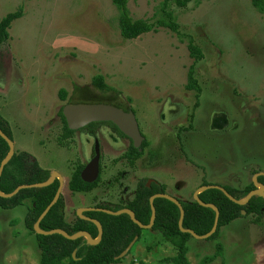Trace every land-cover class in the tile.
Masks as SVG:
<instances>
[{"label":"rangeland","instance_id":"rangeland-1","mask_svg":"<svg viewBox=\"0 0 264 264\" xmlns=\"http://www.w3.org/2000/svg\"><path fill=\"white\" fill-rule=\"evenodd\" d=\"M164 1L128 0V8L133 20L156 25L165 17ZM21 7L23 17L0 45V115L15 151L61 176L68 223L83 209L127 205L144 179L192 202L204 182L243 189L264 174V12L251 0H193L184 8L170 2L180 35L156 26L135 40L122 37L112 0H0V20ZM190 40L202 51L199 61L190 55ZM192 68L199 98L187 88ZM97 76L110 92L94 86ZM68 104L133 111L147 143L135 165L123 158L129 140L104 124L61 143L59 112ZM97 150L98 185L72 192L73 173ZM31 207L28 200L0 208V264H40L35 234L24 223ZM188 247L190 264H264V216L243 217L217 240L192 238ZM174 256L161 234L143 229L116 264H166Z\"/></svg>","mask_w":264,"mask_h":264},{"label":"trees","instance_id":"trees-1","mask_svg":"<svg viewBox=\"0 0 264 264\" xmlns=\"http://www.w3.org/2000/svg\"><path fill=\"white\" fill-rule=\"evenodd\" d=\"M193 0H165L163 3L164 19L160 20L156 25L144 20H133L131 17L128 0H112L119 12V27L121 35L124 39L135 40L140 36L150 33L155 30L156 26L168 28L172 32L180 35L179 25L171 11H168L170 2H174L177 6L184 8ZM198 2L204 0H196ZM255 8L264 12V0H251ZM24 8L21 7L18 11L6 15L0 20V45L6 44L9 39V30L12 24L23 17ZM190 55L199 61L203 58L202 51L197 47L192 40L188 43ZM94 86L103 91L110 92L112 89L105 82L104 77L97 76L93 80ZM187 88L197 92V97H200L201 88L194 76L193 68L189 71V82ZM62 100H66V95L62 93ZM60 119L63 123V135L60 138L62 143L64 140L72 138L76 133L71 131L66 123L63 115V109L59 112ZM102 123H94L88 126L85 130L95 131ZM111 127L114 131L124 139H128L113 123H104ZM0 130L1 132L14 142L12 129L8 122L0 115ZM84 131V130H83ZM129 150L123 158L129 161L130 166H134L135 162L142 156V152L134 147L132 140ZM147 146L143 143L142 151ZM10 153V148L7 141L0 136V168L2 163L7 159ZM85 165L79 164L72 175L69 182V189L72 192L88 193L96 188L99 180L93 184L83 181L81 175ZM52 177V173L40 167L39 163L34 160L28 153L21 152L9 160L3 169L0 191L5 195H0V208L4 210H12L22 206L26 201L32 202V207L28 211L24 223L36 237L38 247L41 251L40 264H116L121 260H116V257L121 255L129 245L136 239L141 238L143 229L135 223L130 215L122 213L119 215H109L103 211H88L83 213V216L89 220L81 219L78 215L75 221L68 223L64 213V199L61 197L55 206L50 210L47 216L40 224V229L44 232L61 230L69 237H74L80 233H88L93 240L99 237V229L92 221H97L103 230V236L96 245L90 244L85 237H77L75 239L66 238L61 234L41 235L36 234L34 227L53 202L57 191L60 187L58 180L42 188L23 189L18 194L12 197H6L14 193L20 186H30L35 184L47 183ZM258 183L264 185V176L257 179ZM148 181L142 180L139 182L138 188L133 200L125 206L101 204L95 209L109 210L114 213L128 209L134 215L138 223L149 226L153 216L151 198L156 195H167L166 186L158 183H153L150 187L147 186ZM213 186L204 182L202 187ZM201 187V188H202ZM225 191L229 193L237 201H244L257 188L254 182L250 183L243 189L234 188L231 186H223ZM200 201L205 205H211L217 208L219 212L218 228L208 240H217L220 237L221 230L229 226L236 220L243 217L256 216V221L259 222L264 216V196H254L244 204H237L228 199V197L220 190L211 188L199 195ZM184 209L185 216L183 221V229L190 230L199 236L209 234L215 225L216 212L204 207L196 201L184 202L179 199ZM154 208L156 210V219L151 229L154 232L161 234L167 242L175 250V256L165 258L163 263L166 264H190L187 258L189 247L188 243L193 238L190 233L183 232L180 229L181 211L173 202L165 198H156L154 200ZM243 212L246 215H243ZM217 255L223 253V245H216ZM75 255V258L73 257Z\"/></svg>","mask_w":264,"mask_h":264},{"label":"water","instance_id":"water-1","mask_svg":"<svg viewBox=\"0 0 264 264\" xmlns=\"http://www.w3.org/2000/svg\"><path fill=\"white\" fill-rule=\"evenodd\" d=\"M63 115L66 119L67 126L71 131H79L81 129L87 128L88 126H90L94 123H113L120 130L121 133H123L127 138L132 140L134 147L136 149H139L140 152H142V146H143V143L145 142V137L143 136V134L140 131L136 115L133 111H125L121 108H118V107H115L112 105H104V104H68V105H65L63 108ZM0 136L3 137L7 141L8 146L10 148L9 156L2 163L1 168H0V182H1L3 169L7 165L9 160L15 155L16 151H15L14 142L11 141L9 138H7L1 132V130H0ZM99 160H100V153L97 150L95 158L88 165V167L84 170V172L82 174V179L84 182L90 183V184L97 182L98 177H99ZM260 176H264V174L263 173L257 174L256 178L254 179V184H255L257 190L252 192L244 201H237L229 193H227L223 187L218 186V185H213V186H209V187H202L195 193L194 201H196L197 203H199L200 205H202L204 207H209L216 212V220H215L214 228L209 234H207L205 236H199L196 233H194L193 231L183 229L182 225H183L184 216H185L184 209H183V207L179 201H177L175 198H172L168 195H156V196L151 198L153 216H152L151 223L149 226H144V225L138 223L136 218H135V215L128 209L114 213V212L109 211V210L88 208V209L81 210V212L85 213L88 211H103L109 215H119V214L125 213V214L130 215L131 219L135 223H137L142 229H150L151 230L153 228V225H154V222L156 219V210L154 208V200L156 198H165V199L173 202L174 204H176L181 211V220H180V224H179L180 229L183 232L190 233L193 236V238H196L199 240H206V239L210 238L213 234H215L217 231L218 222H219V212H218L216 207L203 204L199 199V195L202 194L203 192L211 189V188H216V189L222 191L228 197V199L230 201L237 203V204H244L254 196H264V185L258 183V181H257L258 177H260ZM57 179H61V176L58 173H54V174H52L51 179L47 183L35 184V185H30V186H20L14 193H12L11 195H8L6 197H12V196L18 194L23 189L46 187ZM147 186L148 187L151 186L150 181L147 184ZM62 191H63V184L61 183L53 202L49 205V207L41 215V217L39 218V220L37 221V223L34 227V231L36 232V234H41V235L61 234L64 237L70 238V239H75L77 237H85L86 240L92 245H96L97 243H99L102 239V236H103V230H102L101 225L97 221H94V220L92 222L95 223V225L99 229V237L97 240H93L92 237L88 233H85V232L80 233V234L71 238L65 232H63L61 230L44 232L43 230L40 229V224L43 221V219L47 216V214L50 212V210L55 206V204L62 197ZM0 195L5 196L1 191H0ZM243 215L245 216L246 213L243 212ZM79 217L81 219L89 220L88 218H86L85 216H83L81 214H79ZM137 241H138V238H136L121 255L116 257V260H122L123 258L128 256L129 253L131 252L132 248L134 247V245L137 243ZM73 257L75 258V255H73Z\"/></svg>","mask_w":264,"mask_h":264},{"label":"flooded vegetation","instance_id":"flooded-vegetation-1","mask_svg":"<svg viewBox=\"0 0 264 264\" xmlns=\"http://www.w3.org/2000/svg\"><path fill=\"white\" fill-rule=\"evenodd\" d=\"M102 124H104V123H102ZM97 128H98V127H97ZM110 128H111V127H110ZM85 129H86V128L81 129V130H79V131H81V132H82L83 130H84V131H87V130H85ZM111 129L114 130L113 128H111ZM96 130H97V129H96ZM96 130H95V131H96ZM95 131H92V132L87 131V132H89V133H93V132H95ZM75 132H77V131H75ZM116 134H117V133H116ZM117 135H118V134H117ZM118 136H119V135H118ZM128 139H129V138H128ZM94 158H95V157H94ZM94 158H93V159H94ZM93 159H92V161H93ZM92 161H91V162H92ZM91 162H90V163H91ZM90 163H89V164H90ZM89 164H88V165H89ZM88 165H87V166L85 165V169L88 167ZM99 165H100V160H99ZM85 169H84V170H85ZM84 170H83V172H84ZM99 171H100V167H99ZM83 172H82V174H83ZM81 177H82V175H81ZM57 180H58V179H57ZM97 181H98V180H97Z\"/></svg>","mask_w":264,"mask_h":264}]
</instances>
